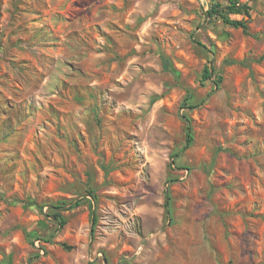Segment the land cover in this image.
<instances>
[{"label":"rangeland","instance_id":"obj_1","mask_svg":"<svg viewBox=\"0 0 264 264\" xmlns=\"http://www.w3.org/2000/svg\"><path fill=\"white\" fill-rule=\"evenodd\" d=\"M238 1L249 34L210 0H0V264H264V0Z\"/></svg>","mask_w":264,"mask_h":264},{"label":"trees","instance_id":"obj_2","mask_svg":"<svg viewBox=\"0 0 264 264\" xmlns=\"http://www.w3.org/2000/svg\"><path fill=\"white\" fill-rule=\"evenodd\" d=\"M253 7L249 5L247 2L246 3H241L238 0H228L226 4H220L218 2H215L213 0H210L209 7L205 11L204 15L208 20H221L223 24L231 26L233 28H238L241 29L244 34H249V27H248V19L251 17V11ZM232 16H242V19H233ZM213 76V70L212 67L205 66V68L202 71L201 75V83H204L208 80H211ZM222 82V77L217 76L214 80L213 83L215 86L220 85ZM184 106L185 108H193V105L186 104ZM187 122V127H186V145L189 146L193 142V135L191 128L189 127V120L187 119L186 116H184ZM177 155V154H175ZM175 157V156H173ZM72 203V204H71ZM71 206L68 207V209L74 208L79 206V202L74 201L71 202ZM63 205L61 206H55L51 207L56 212H53L52 217L55 219V221L60 225L65 224V219L64 217L60 214V212H57L58 210H65V204L62 203ZM96 217L93 215L92 216V223L95 224L96 222ZM128 264V262H125Z\"/></svg>","mask_w":264,"mask_h":264}]
</instances>
